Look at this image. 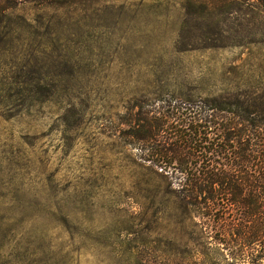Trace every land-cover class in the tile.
<instances>
[{"label":"rangeland","instance_id":"obj_1","mask_svg":"<svg viewBox=\"0 0 264 264\" xmlns=\"http://www.w3.org/2000/svg\"><path fill=\"white\" fill-rule=\"evenodd\" d=\"M172 94L264 116V0H75L1 18L0 264L231 262L107 127Z\"/></svg>","mask_w":264,"mask_h":264},{"label":"trees","instance_id":"obj_2","mask_svg":"<svg viewBox=\"0 0 264 264\" xmlns=\"http://www.w3.org/2000/svg\"><path fill=\"white\" fill-rule=\"evenodd\" d=\"M75 0H0V19L24 4L39 9ZM124 126V127H123ZM111 134L168 180L190 218L214 232L231 262L264 264V116L252 106L168 95L127 108Z\"/></svg>","mask_w":264,"mask_h":264}]
</instances>
